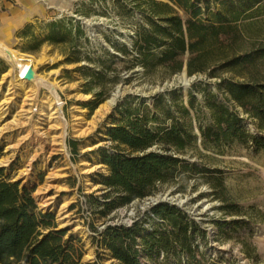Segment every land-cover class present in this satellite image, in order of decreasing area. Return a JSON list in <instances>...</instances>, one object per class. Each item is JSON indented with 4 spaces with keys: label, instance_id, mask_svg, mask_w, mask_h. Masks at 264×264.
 <instances>
[{
    "label": "trees",
    "instance_id": "trees-1",
    "mask_svg": "<svg viewBox=\"0 0 264 264\" xmlns=\"http://www.w3.org/2000/svg\"><path fill=\"white\" fill-rule=\"evenodd\" d=\"M254 1L258 4L256 10L264 2ZM113 2L121 14L134 10L124 0ZM136 2L142 21L130 36L129 44L116 39L110 42L113 51L101 46L95 57L84 52L83 44L91 40L81 22H74L73 18L45 21L43 39L36 34L34 24L20 32V37L27 41V51L47 43L58 47L68 63L94 62V68L81 66L79 70L84 71L88 80L86 92L95 95L96 103L107 98L105 91L109 86L130 84L139 75L163 74L170 78L183 72L185 64L189 76L207 74L217 81L220 92L205 96L211 122L200 124L199 135L186 121L191 110L199 117L204 108L197 106L193 89L188 91L187 104L175 103L181 118L171 113L164 93L158 94L154 102L164 118L157 112L152 114L149 105H129V99L115 108L121 117L114 118L106 130L109 145L97 150L109 170L101 180L107 192L103 201L96 197L93 202L106 215L155 195L161 185L181 184L178 190L184 192L188 179L200 175L211 183L214 198L223 203L222 210L239 213L236 204L227 199L223 171L181 155L198 138L206 148L228 143L264 150V74L256 67L257 60L264 58V46L247 51L239 47L241 17L232 1L222 2L216 12L205 8L201 0ZM180 11L186 13V19ZM76 13L89 15L81 9ZM81 38L84 42H79ZM184 55L189 56L187 61L182 59ZM122 62L125 66H115ZM107 72L113 76L108 78ZM96 86L101 87L100 92H95ZM238 108L256 121L259 135L245 127V117ZM75 145L72 143V147ZM33 192L34 189L5 176L4 168H0V264H87L82 260V239L68 234L67 228H59L55 215L38 207ZM148 221L154 223L152 230L145 226ZM241 221L232 223L239 225ZM100 235L101 244L119 264L141 263L140 240L146 256L163 255L159 264H221L208 258L198 244L201 240L207 245V231L189 213L169 202L153 205L131 226L106 225ZM245 252L251 255L248 249ZM225 264L230 261L225 260Z\"/></svg>",
    "mask_w": 264,
    "mask_h": 264
},
{
    "label": "rangeland",
    "instance_id": "rangeland-1",
    "mask_svg": "<svg viewBox=\"0 0 264 264\" xmlns=\"http://www.w3.org/2000/svg\"><path fill=\"white\" fill-rule=\"evenodd\" d=\"M124 1L130 5L129 9L133 6L134 10L121 14L115 8L113 0H0V40L17 52L39 59L36 61L37 73L55 84L56 94L63 102L57 135L66 131V150L52 154L48 165L50 169L62 170L63 177H58L54 182L64 187V190L57 192L56 188H51L41 195L44 199L57 195L54 198V209L42 207L36 196L38 187L44 184L49 171L39 169L40 159L34 163L38 170L34 181L20 177L19 170L26 156V148H21L10 165H0V168H4L5 176L19 181L21 186L34 189L33 196L38 207L44 212H52L59 228H67L68 234L73 233L82 239L84 263L119 264L110 250L101 244L100 231L110 224L131 226L142 218L145 212L150 211L153 205L169 202L178 204L177 206L189 213L207 231V245L201 240L198 244L208 258L221 264H225V260H229L230 264H264V150L258 151L255 147L244 148L228 143L206 148L198 138L195 145L189 146L187 153L181 155L190 161H198L205 167L222 170L227 199L236 204L239 213L222 210L223 203L214 198L211 183L200 175L188 179L184 192L178 190L181 184L161 185L155 195L135 200L106 215L101 213L102 207L94 204L96 197L103 201V194L107 192L101 180L109 174V170L102 163L97 150L101 146L109 145V141L105 139L106 130L112 125L114 118L121 117L115 108L129 99V105H149L152 114L157 112L164 118L154 106L157 95L164 93L168 105L171 106V113L181 118L175 103L187 104L188 91L193 89L197 106L204 108L199 117L191 110L186 121L193 125L195 133L199 135L200 124L211 122L210 112L205 107V96L210 92H220L215 78L207 74L189 76L185 75L183 70L170 78L163 74L150 77L139 75L133 77L130 84L120 82L115 87L109 86L105 91L107 98L96 103L95 95L86 92L88 80L84 71L79 70L81 66L94 68V62L82 60L80 63H68L58 47L47 43L34 51L25 50L27 41L20 37V32L27 25L34 24L36 34L43 39L41 32L46 29L44 22L64 17L81 22L91 40V43L83 44V50L91 57L96 56L101 46L113 51L110 42L116 39L129 44L130 36L142 21V14L140 9L136 8V0ZM224 1L201 0V3L205 8L216 12ZM227 1H232L234 9L240 11L239 47L247 51L264 46V2L261 3L262 7L256 10L258 4L254 0ZM77 9L89 12V15L77 14ZM249 9L251 10L247 11ZM245 11L247 12L244 13ZM180 15L184 19L187 18L184 11H180ZM79 42L84 41L81 38ZM188 58V55L182 57L184 61ZM115 66H125V63ZM256 67L264 74V58L257 60ZM10 69L9 64L0 57V102L6 100L12 111L6 118H0V128H4L6 133V138L0 145V159L9 156L10 152L5 151L9 138L13 142L25 143L30 132L31 138L39 142L32 121L25 123L21 135L18 130H14V124L10 123L12 115L20 117V106L23 105L24 109L32 112L34 121L42 118L37 111L39 107L44 111L48 108L54 110V94L50 89H39L33 83L14 85L10 82ZM107 75L108 78L113 76L111 72H107ZM94 90L100 92L101 87L96 86ZM168 105L164 106L167 108ZM238 109L245 117V127L259 135L256 121L248 118L241 108ZM167 122L170 124L171 121ZM43 127L47 129L48 125ZM74 142L76 145L72 147ZM46 150L39 142L38 153L43 155ZM65 203L67 206L63 208ZM60 212L67 218L61 220L58 215ZM233 220L243 221L234 225ZM76 225L80 226V229L76 230ZM145 226L152 230L154 223L148 221ZM244 244H248V247ZM138 248L142 253L140 264H159L163 260V255L154 258L146 256L141 240ZM246 249L251 255L246 254Z\"/></svg>",
    "mask_w": 264,
    "mask_h": 264
},
{
    "label": "bare ground",
    "instance_id": "bare-ground-1",
    "mask_svg": "<svg viewBox=\"0 0 264 264\" xmlns=\"http://www.w3.org/2000/svg\"><path fill=\"white\" fill-rule=\"evenodd\" d=\"M6 24H8V20H6ZM0 57L4 59L10 66V82L17 86H22L26 83H33L37 88L43 89L48 88L54 94V110L53 108H48L47 111H44L42 108H38L40 115L42 118H39L37 121L33 120V114L28 109H24V106H20L18 118L15 115H12V120L10 123L14 124V130L19 131V134H22V129L24 128L25 123L28 121H32V126L34 131L38 135V140L44 148H46V153H38L37 147L38 143L35 139L31 138V133L28 132L26 136L25 143L13 142L11 138L8 140V145L6 146V152H10L9 156L6 158L0 159V165H10V163L15 160L18 153L21 151V148H26V156L23 158V165L19 170L20 177L24 179H28L30 181H34L36 179V175L38 174V170L35 168L34 163L38 162L39 159L41 163L39 164V169L45 170L48 169V174L45 178V182L43 185L38 187L36 191V196L40 200V204L42 207H48L49 209H54V198L57 195L51 196L47 199L41 197L42 194L46 193L47 190L51 188H56L57 192L64 190V187L57 185L54 182L58 177H63V173L61 169H50L49 161L52 154L56 152H60L66 150V131L61 135H57V130H59L60 126V118L63 113V102L56 94V86L54 83H50L45 80L42 76H40L36 69L39 59H36L34 56L20 53L16 50L12 49L8 45H6L2 40H0ZM185 74V71H184ZM31 96V95H30ZM8 102L3 100L0 102V118L4 119L7 116L12 114L10 107L8 106ZM48 125V128L45 129L43 126ZM43 129V130H42ZM6 138V133L4 128H0V145L2 144L3 139ZM100 166V165H98ZM67 203L64 204L65 208ZM62 213H58L60 219L63 220L67 218L66 215L62 216ZM75 229H80V226L76 225Z\"/></svg>",
    "mask_w": 264,
    "mask_h": 264
},
{
    "label": "water",
    "instance_id": "water-1",
    "mask_svg": "<svg viewBox=\"0 0 264 264\" xmlns=\"http://www.w3.org/2000/svg\"><path fill=\"white\" fill-rule=\"evenodd\" d=\"M186 64H185V68H184V70L186 71ZM187 74V71H186V73H185V75ZM165 201V200H164ZM175 205H178V204H176V203H174ZM66 227V226H65Z\"/></svg>",
    "mask_w": 264,
    "mask_h": 264
}]
</instances>
